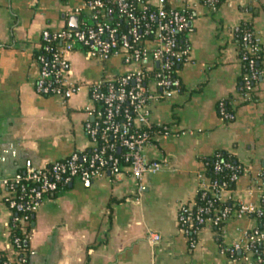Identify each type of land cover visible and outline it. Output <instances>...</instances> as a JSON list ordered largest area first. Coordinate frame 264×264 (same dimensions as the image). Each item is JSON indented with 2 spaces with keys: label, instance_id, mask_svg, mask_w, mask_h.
Here are the masks:
<instances>
[{
  "label": "crops",
  "instance_id": "0c3cea01",
  "mask_svg": "<svg viewBox=\"0 0 264 264\" xmlns=\"http://www.w3.org/2000/svg\"><path fill=\"white\" fill-rule=\"evenodd\" d=\"M85 1L0 0V181L89 148L88 89L66 103L35 89L42 31L69 28ZM192 4L191 53L178 73L182 91L152 107L154 122L169 127L146 147L162 171L140 185L129 173L114 182L109 176L73 181L45 197L29 223L28 264H233L226 251L234 242L243 245L244 233L259 225L234 210L221 234L208 223L192 238L178 223L181 207L196 204L200 175L209 178L206 166L218 151L233 155L241 169L225 202L261 206L264 186V78L252 100L243 101L235 37L246 22L264 40V0H220L215 10L201 0ZM67 57L73 80L91 82L125 70L119 61L103 68L80 49ZM227 99L228 120L219 113ZM2 193L0 188V259L12 253V214ZM152 233L160 240L152 241ZM237 253L245 263L243 248Z\"/></svg>",
  "mask_w": 264,
  "mask_h": 264
},
{
  "label": "built area",
  "instance_id": "2783aa9c",
  "mask_svg": "<svg viewBox=\"0 0 264 264\" xmlns=\"http://www.w3.org/2000/svg\"><path fill=\"white\" fill-rule=\"evenodd\" d=\"M194 0H86L75 9L76 29L57 31L44 29L41 33L38 74L35 89L42 95H54L66 103L83 87L88 89L90 120L84 125L89 148L74 152L68 158L51 162L39 169H27L2 179V198L10 209L12 228L19 231L10 237L12 253L1 264H28L29 249L22 242L28 236L32 215L40 208L45 197L73 181L90 182L109 176L114 182L129 173L140 185L147 175L162 171L163 164L150 159L146 147L158 134L169 132V127L152 119L154 103L174 97L182 91L179 67L191 53L190 34ZM211 10L220 0H201ZM239 27L235 28L237 32ZM242 56L246 63L242 77L241 99L252 100L256 83L264 78L263 68L257 67L260 53L264 54V40L252 31L242 32ZM80 49L85 56L103 68L119 61L124 71L108 72L95 81L73 80L70 77L68 54ZM112 65V64H111ZM224 119H233L225 101L219 103ZM214 170L232 171L229 181L237 182L240 167L217 160ZM200 193L203 205L181 207L178 223L186 235L193 236L210 223L223 231L233 215L231 207H215L210 197L225 202L228 182L204 179L200 175ZM264 204V186L261 192ZM236 215L264 218L261 206L238 201ZM152 241L160 236L152 233ZM264 241L258 226L244 233L243 245L234 242L231 254L243 248L245 263L264 264L259 257L257 243ZM195 240H192V244ZM233 264H241L232 256Z\"/></svg>",
  "mask_w": 264,
  "mask_h": 264
},
{
  "label": "trees",
  "instance_id": "16d2710c",
  "mask_svg": "<svg viewBox=\"0 0 264 264\" xmlns=\"http://www.w3.org/2000/svg\"><path fill=\"white\" fill-rule=\"evenodd\" d=\"M244 31H252L253 32L252 27L249 23L243 22L239 26L238 31L235 32V37H236V40H237L238 45H239V57L242 56V43H241L240 39H241L242 32H244ZM40 53H41V51L38 52L37 57H39ZM260 56H261L260 59L257 60V67L262 69L263 68L262 60L264 59V54L262 55V53H260ZM245 68H246V63L242 61L243 73L245 72ZM225 104H226L227 111L231 112L229 99L225 100ZM217 160H220V161L224 160V161L231 163L235 167H240L238 162L236 161L235 157L233 155H231L230 153H228L227 151H224V150L218 151L210 159V161L207 163V166H206V174L208 175V177L211 180H218L219 182L227 181L228 182V188L229 189L234 188L236 183L229 181V177H230L232 171L224 170L222 172H216L214 170L215 163ZM240 171H241V169H240ZM65 187H67V186L61 187V189L65 188ZM210 198L213 200L215 207L218 209H222L224 206H227V207H231V209L233 211L237 210V207H238L237 204L233 205V203L229 202V201L219 202V201H217L216 197H210ZM205 202H206V199H203L201 196V193L199 192L197 199H196V205H203ZM261 207H262V210L264 211V204ZM28 228H29V226H28ZM215 228L218 229L219 227H215ZM258 228H259L260 232L264 233V218L260 219ZM219 233L221 234L222 231H219ZM19 234L20 233H19L18 229L12 228V230L10 232V237L13 239L14 237L18 236ZM27 242H28V240H27V238H25L22 242V245H23V247L28 249V243ZM257 247L260 250L259 257H264V253L262 250V241L257 243ZM226 252H227L228 256L231 255L234 258H240V255L237 253V251H235L233 254H231L230 250H228ZM6 258H7V255H3L0 259V262H2Z\"/></svg>",
  "mask_w": 264,
  "mask_h": 264
},
{
  "label": "water",
  "instance_id": "95a60500",
  "mask_svg": "<svg viewBox=\"0 0 264 264\" xmlns=\"http://www.w3.org/2000/svg\"><path fill=\"white\" fill-rule=\"evenodd\" d=\"M77 21H78V17L77 16H71L70 17V27L69 28L76 29Z\"/></svg>",
  "mask_w": 264,
  "mask_h": 264
}]
</instances>
